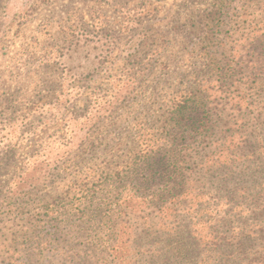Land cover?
I'll use <instances>...</instances> for the list:
<instances>
[{
  "label": "rangeland",
  "instance_id": "374dc122",
  "mask_svg": "<svg viewBox=\"0 0 264 264\" xmlns=\"http://www.w3.org/2000/svg\"><path fill=\"white\" fill-rule=\"evenodd\" d=\"M0 264H264V0H0Z\"/></svg>",
  "mask_w": 264,
  "mask_h": 264
},
{
  "label": "trees",
  "instance_id": "16d2710c",
  "mask_svg": "<svg viewBox=\"0 0 264 264\" xmlns=\"http://www.w3.org/2000/svg\"><path fill=\"white\" fill-rule=\"evenodd\" d=\"M185 107L186 105L185 106L177 105L176 108H174V115L178 116V118L180 119L178 120V123H181L182 119H185L186 122L187 117L185 116V110H186Z\"/></svg>",
  "mask_w": 264,
  "mask_h": 264
}]
</instances>
